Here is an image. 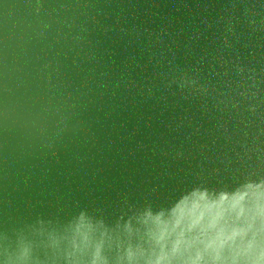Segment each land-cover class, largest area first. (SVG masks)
Segmentation results:
<instances>
[{
	"label": "water",
	"instance_id": "95a60500",
	"mask_svg": "<svg viewBox=\"0 0 264 264\" xmlns=\"http://www.w3.org/2000/svg\"><path fill=\"white\" fill-rule=\"evenodd\" d=\"M21 248L264 258V0H0V256Z\"/></svg>",
	"mask_w": 264,
	"mask_h": 264
},
{
	"label": "clouds",
	"instance_id": "9594fccd",
	"mask_svg": "<svg viewBox=\"0 0 264 264\" xmlns=\"http://www.w3.org/2000/svg\"><path fill=\"white\" fill-rule=\"evenodd\" d=\"M0 260L3 264H32V255L30 250L21 248L12 254L5 252L0 256ZM258 264H264V258Z\"/></svg>",
	"mask_w": 264,
	"mask_h": 264
}]
</instances>
